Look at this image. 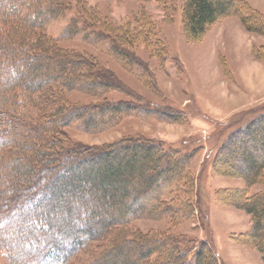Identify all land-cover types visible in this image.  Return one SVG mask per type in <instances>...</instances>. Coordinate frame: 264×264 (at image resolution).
<instances>
[{
    "label": "rangeland",
    "instance_id": "1",
    "mask_svg": "<svg viewBox=\"0 0 264 264\" xmlns=\"http://www.w3.org/2000/svg\"><path fill=\"white\" fill-rule=\"evenodd\" d=\"M12 1L18 4V17L31 15L29 2L34 0ZM49 1H40L42 12ZM79 1L81 10L94 12L112 27L126 25L131 30H139L140 26L144 29L146 22L152 24L154 36L151 40L154 43L133 39L132 45H123L119 41L120 46L129 50L125 56L132 57L134 62L124 66V62H129L127 58L120 59L109 41L97 38L87 25L76 34L71 31L69 26L76 24L80 5L70 1L67 12L59 16L58 13H42L47 20L41 31L47 37L57 40L59 46L72 50L77 56L92 54L100 68L110 71L124 87L123 91L115 84L110 90H90L93 95L76 89L66 92L64 89V99L72 105L105 104L108 111L114 104L122 108L116 113L103 111L101 116L98 114V133L66 129L70 141L88 147H106L124 138L141 137L160 143L164 151L172 153V158L188 155L182 178L175 177L170 181L169 190L162 200L164 205H171L174 212L182 207V217L180 213L172 214L176 217L171 224L166 221L168 219L158 222L142 219L135 223L136 228L141 233L153 230L151 232L162 236L163 240L170 234L180 237L182 248L192 251L205 241L218 264H263L256 248L242 238L251 229L252 221L239 209L240 204L247 202H243L236 190L245 188V194L253 196L264 190V184H248L236 174L250 171V165L244 162L247 156L255 161L264 159L261 144L264 133L256 132L246 137H255L254 142L251 141L254 149L249 155L244 154L243 157L235 150L238 138L222 153L216 167L212 163L233 129L264 112V0H236L237 11L216 19L197 38L185 30V0ZM12 10L9 2L0 4V29L5 26L15 33L12 21L2 25L6 19L4 12ZM143 13L146 16L142 19ZM96 26H99L97 21ZM68 30L71 36L67 35ZM15 34L17 40L21 39ZM109 36L110 39L106 38L111 40L115 35ZM28 42L29 39L25 41ZM17 43L24 42L21 39ZM96 109L93 107L91 113H96ZM163 113L174 115L176 119L164 117ZM2 163L0 167H3ZM4 170L7 171L6 168ZM165 178V173H162L156 182L161 184ZM89 184L83 185L78 198L65 195L40 205L42 215L53 218L51 223H40V217L34 216L25 219L27 224L30 221L35 223L34 219H37L36 225H42L34 231L24 230L20 224L6 225L11 213L0 218V229L6 226L2 234L5 240L0 234V248L5 247L9 252L0 250V264H12L7 258L10 255L15 264H21V256L28 255L30 247L38 241L37 236L43 237L44 228L53 226L54 233L66 243L84 235L86 231L82 221L90 216L92 210L103 207L101 200L87 193ZM67 205L72 207V212L66 211ZM51 212L53 214H49ZM177 217L179 221L175 220ZM98 244L102 243H94L93 247Z\"/></svg>",
    "mask_w": 264,
    "mask_h": 264
},
{
    "label": "trees",
    "instance_id": "2",
    "mask_svg": "<svg viewBox=\"0 0 264 264\" xmlns=\"http://www.w3.org/2000/svg\"><path fill=\"white\" fill-rule=\"evenodd\" d=\"M40 1L34 0V5L29 2L31 15L18 17L16 1L6 0L13 10L4 12L6 19L2 25L12 21L15 33L24 43H17L21 39H16L12 29L8 31L2 25L0 29V164L6 161L0 167V218L11 213L6 225L20 224L24 230L34 231L42 225H36L37 219L27 224L25 219L34 216L40 217V223H51L53 218L44 217L40 205L65 195L78 198L87 183H90L87 193L101 200L103 207L89 213L90 216L82 221L86 233L72 238L69 243L54 233L53 226L43 227V237L37 236L38 241L30 247L28 255L21 256V264H218L205 241L192 251L182 248L180 237L170 234L163 240L162 236L152 233L153 230L141 233L135 226L142 219L148 222L168 219L170 223L176 217L172 214L180 213L182 217V207L174 212L171 205H164L162 200L170 181L182 178L188 155L172 158V153L164 151L160 143L141 137L124 138L106 147H88L73 143L66 134V129L72 128L82 133H98L96 123L100 113H116L122 108L114 104L108 111L105 104L72 105L64 99V89L93 95L90 90H110L115 84L123 91L124 87L110 71L100 68L92 54L77 56L70 49L64 50L57 40L47 37L41 31L47 20L42 13H58L59 16L67 12L70 1L80 5L79 20L70 24L71 31L76 34L87 25L97 38L109 41L120 59L127 58L129 62H124V66L134 62L132 57H126L129 50L118 42L132 45L134 39L152 43V24L146 22L144 29L140 26L139 30H131L126 25L112 27L94 12L81 10L79 0H50L44 12ZM6 2L0 4L6 5ZM237 5L236 0H185V30L193 38L200 37L216 19L237 11ZM145 16L143 13L140 17ZM96 21L99 26L95 27ZM109 35H115L114 39L109 40ZM93 107L97 108L96 113H91ZM163 116L176 119L171 114L163 113ZM256 132L264 133V112L229 133L212 166L216 167L222 153L238 138L235 150L243 157L249 155L254 149L255 137H246ZM261 144L264 147V139ZM247 157L244 162L250 165V171L236 175L248 184H264V159L255 161ZM162 173L166 178L159 184L156 181ZM236 191L243 202H247L240 204L239 209L252 221L251 229L242 238L256 248L264 264V190L253 196H247L245 188ZM65 209L72 212L70 205ZM5 227L0 229L1 235ZM22 227L19 226L21 233ZM2 237L5 240V235ZM98 242L102 244L93 247ZM0 250L9 253L5 247ZM9 251L13 252L11 247ZM7 258L15 264L11 255Z\"/></svg>",
    "mask_w": 264,
    "mask_h": 264
}]
</instances>
